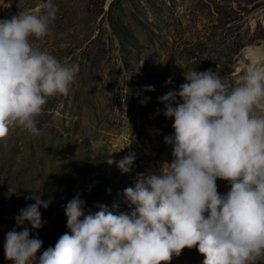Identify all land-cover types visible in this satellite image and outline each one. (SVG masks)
Wrapping results in <instances>:
<instances>
[{
    "label": "rangeland",
    "instance_id": "rangeland-1",
    "mask_svg": "<svg viewBox=\"0 0 264 264\" xmlns=\"http://www.w3.org/2000/svg\"><path fill=\"white\" fill-rule=\"evenodd\" d=\"M40 2L0 0V20ZM53 3L57 12L50 34L31 43L62 63L77 64L79 73L67 97L49 99L38 136L16 128L0 140V264H13L5 258V238L16 228L20 210L34 203L25 199L30 193L50 201L40 209L43 227L32 231L43 241L37 260L69 231L64 208L76 194L86 215L100 205L130 213L124 190L135 188L137 173L172 159L164 137L173 134V120L157 113L164 107L158 97L179 90L184 70L217 69L233 82L248 67L247 49L264 53V0ZM169 78L173 83L166 87ZM129 151L137 155L131 172L108 163ZM217 185L222 195L230 190L225 181ZM203 260L197 248H185L170 264Z\"/></svg>",
    "mask_w": 264,
    "mask_h": 264
},
{
    "label": "clouds",
    "instance_id": "clouds-1",
    "mask_svg": "<svg viewBox=\"0 0 264 264\" xmlns=\"http://www.w3.org/2000/svg\"><path fill=\"white\" fill-rule=\"evenodd\" d=\"M56 12L53 0H41L0 20V140L16 128L38 136L49 99L67 97L75 83L77 64L62 63L31 43L50 34ZM183 77L179 90L158 97L164 107L157 113L173 120V134L164 137L171 162L137 173L135 188L124 190L132 211L117 214L100 205L86 215L76 194L64 208L69 231L37 260L43 241L32 231L43 227L40 209L50 201L30 193L25 199L34 203L20 210L16 228L6 235L7 260L170 264L185 248H197L203 264L264 261V63L250 64L233 82L217 69L194 67ZM172 83L169 78L165 86ZM136 159L129 151L108 163L129 173ZM217 180L230 190L220 194Z\"/></svg>",
    "mask_w": 264,
    "mask_h": 264
},
{
    "label": "bare ground",
    "instance_id": "bare-ground-1",
    "mask_svg": "<svg viewBox=\"0 0 264 264\" xmlns=\"http://www.w3.org/2000/svg\"><path fill=\"white\" fill-rule=\"evenodd\" d=\"M249 56L248 60L246 61L248 66L250 64H259L264 63V53L263 48L253 47L246 50ZM151 151V150H150ZM150 151L148 150L147 153L149 155Z\"/></svg>",
    "mask_w": 264,
    "mask_h": 264
}]
</instances>
